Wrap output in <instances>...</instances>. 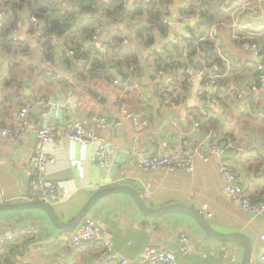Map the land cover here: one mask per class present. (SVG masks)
I'll return each instance as SVG.
<instances>
[{
  "label": "crops",
  "instance_id": "0c3cea01",
  "mask_svg": "<svg viewBox=\"0 0 264 264\" xmlns=\"http://www.w3.org/2000/svg\"><path fill=\"white\" fill-rule=\"evenodd\" d=\"M242 1L232 0L233 7ZM175 4L176 0H173L170 19L174 21L173 24H179L176 22L177 14L173 13ZM136 6L137 0H127L128 12ZM228 11L225 9L226 15ZM260 12L252 15L245 12L239 16L238 25H261L264 17H260ZM22 18L20 34L30 50L23 52L15 46L21 52L18 58L21 63L12 65L11 54L0 49V124L13 125L18 122L22 104L41 98H47L52 103L34 106L27 115L28 129L23 139L12 141L0 138V203L30 200L33 190L25 164L41 144L38 137L40 128L64 123L70 116L86 118L92 113L103 114L119 120L117 127L104 131L108 143L117 147L116 154L107 165L96 163L94 144L65 140L48 145V149L56 155V163L47 169L48 178L61 186L62 191L47 202L61 220H73L99 189L110 185H129L140 189L152 207L185 203L197 209L216 230L223 233L241 232L249 236L253 248L250 264H264V240L260 237L264 233V215L254 216L229 198L219 175L217 156L209 161L198 158L192 173L180 169L146 172L140 165L142 154L159 153L163 149L183 145L191 152L206 151L211 141L215 140L222 147L229 145L224 158L234 165L250 199L264 200V100L256 102L252 97L248 99L251 109L247 113L233 110L230 101L211 105L222 123L227 125L221 124L219 120H204L202 127L194 131L187 119V112L200 111L204 105L197 95L199 83L188 90L181 89L180 82L184 79L180 78L172 91L177 101V105H174L177 108L173 109L174 106L164 103L160 84L153 79L148 69V65L162 58L183 65L186 49L172 46L171 41L175 37L161 48L153 50L154 42L147 44L145 39L130 40L127 32L129 28L138 29L136 20L122 21L119 31L129 39L131 45L138 44L136 53H140L137 58L141 68L134 72L135 67H129L126 72L130 76L127 77L115 71L113 81H106L88 74L80 77V62L74 60L70 65L66 64L62 56L64 49L59 41L55 49V62L48 66V59L40 54L38 43L30 36L32 22L25 12ZM171 26H166V32L158 33L157 38L166 37ZM196 26L193 23L186 30ZM103 33L108 32L104 29ZM224 41L232 51L236 65L258 61L249 51L237 49L229 36L224 37ZM58 46L61 48L59 53ZM261 46L264 50V35ZM204 50L209 52L210 48L205 47ZM188 51L190 57L197 56L194 47H189ZM46 70L51 75L57 72L59 76H44ZM64 76H69L73 82H64ZM12 78L16 81H9ZM115 79H118L117 83ZM90 88L98 91L102 98L98 100L93 97L89 93ZM122 101L150 120L138 147L134 145V130L119 109ZM240 106H243L242 102ZM6 162L11 163L15 174L11 173ZM205 212L212 216H206ZM88 217L94 218L101 230L112 238L115 251L130 259L132 262L129 264H150L139 261L147 246H164L178 251L183 244H186L190 253H179V264L242 263L244 246L241 243L208 237L200 225L185 213L148 216L140 211L126 193L103 197L83 220ZM76 228L71 231L60 230L41 208L0 211V237L27 231L0 244V264H104L100 258L104 251L100 242L74 245L64 240L56 243L61 234L73 232ZM182 236L187 237V242H182ZM109 264L120 263L111 261Z\"/></svg>",
  "mask_w": 264,
  "mask_h": 264
},
{
  "label": "built area",
  "instance_id": "2783aa9c",
  "mask_svg": "<svg viewBox=\"0 0 264 264\" xmlns=\"http://www.w3.org/2000/svg\"><path fill=\"white\" fill-rule=\"evenodd\" d=\"M54 1V0H51ZM223 2L224 9L229 10L226 18L219 17L218 20L206 24L198 30L189 28L183 30L171 41L172 46H183L184 63L179 71H169L166 68H159L154 63L148 65V69L155 81L159 82L160 94L166 105H177L174 98L173 90L179 84V79L183 78L189 87L199 83L197 92L198 98L204 101V105L199 110L187 112V119L191 123L194 131L202 127L204 120H219L223 125L219 115L211 108V105L219 104L222 101H230L231 108L242 113L250 112L251 106L248 99L251 97L256 101L264 100V50L261 46V38L264 35V22L261 25L254 26L252 23L238 25L239 16L245 12L254 14L260 12V17H264L263 4L264 0H243L240 5L233 7L232 0H219ZM197 0H182L181 6L176 15V22L180 25L195 21V24L203 21L202 9L198 7ZM196 8L192 10V5ZM33 24V30L30 36L38 43V51L45 57L43 46L41 45V29L43 23L40 19L25 12ZM24 15V13H23ZM6 16L5 12L0 9V19ZM171 15L166 16L163 22L169 28L174 21ZM23 18L17 20L10 28L7 38L14 43L25 42L21 38V27ZM196 30V31H195ZM104 28L98 26L93 36V41L99 44V50L103 54L110 52V43L112 41L108 33H103ZM229 36L233 45L239 50H245L252 53L258 61L256 63H247L245 65H236L234 56L224 37ZM57 41L62 43L64 51L68 55H74L75 50L72 47L64 45V39L58 38ZM205 42L211 43L209 52L204 50ZM191 43L197 45L196 55L190 57L188 48ZM123 45H130L127 37L124 38ZM201 44V45H200ZM62 49V50H63ZM138 56L140 53L137 52ZM81 70L86 71L89 68L90 60L81 58L79 60ZM48 66L51 60H46ZM134 69V64L130 66ZM57 77L59 74L53 72ZM68 82H73L69 76H64ZM116 83L118 79L114 80ZM242 102L243 106H240ZM52 102L47 98L37 99L34 102L22 104L18 113V122L13 125L0 124V138L12 141L23 139L28 129L27 115L32 111L34 106H48ZM78 104V102H75ZM120 111L131 124L134 130V145L138 147L142 134L150 125V120L140 112L133 110L124 101L119 103ZM119 125V120L115 117H109L103 114L92 113L88 117L80 118L70 116L64 123L51 124L38 130V137L41 141L40 146L35 150L33 156L25 164V170L30 179L32 194L29 197L31 201H49L57 197L62 191V187L52 182L48 178L47 169L50 165L56 163L54 151L48 149L50 144H59L65 140H72L79 143H91L96 146L94 159L99 165H107L110 159L116 154L117 147L108 143L104 136V131L108 128H114ZM211 137V134L208 135ZM156 142V140H153ZM229 145L224 147L218 141H211L206 151L196 150L191 152L185 145L173 149H163L159 153H148L141 155V167L144 171L166 169L169 171L183 170L192 173L196 167L198 158L209 161L217 156L219 175L224 182V188L229 198L239 204L242 209L252 213L254 216L264 215V200L253 201L240 182L234 165L224 158L225 150ZM60 197V196H59ZM206 216H212L211 213L205 212ZM27 231L9 234L0 237V244L5 241L14 239L16 236L26 234ZM18 234V235H16ZM264 240V233L261 234ZM68 240L74 245H81L85 242H100L104 251L101 253V260L104 264L111 261H118L120 264H129L132 262L119 252L115 251L112 238L105 234L97 221L88 217L83 220L73 232L61 234L56 243ZM187 237L182 236V242H187ZM179 253L188 255L190 253L186 244H183L178 251L165 248L164 246H147L139 257V261L150 264H179ZM109 259H112L109 262ZM264 262V253L262 254Z\"/></svg>",
  "mask_w": 264,
  "mask_h": 264
},
{
  "label": "trees",
  "instance_id": "16d2710c",
  "mask_svg": "<svg viewBox=\"0 0 264 264\" xmlns=\"http://www.w3.org/2000/svg\"><path fill=\"white\" fill-rule=\"evenodd\" d=\"M173 0H137V6L128 12L126 9L127 0H0V9L6 16L0 20V49L11 54L12 65H19L21 53L15 46L23 52L30 50L27 42H11L7 35L14 23L23 17L24 12L33 14L43 23L41 29V45L43 46L45 57L55 62V49L58 45V38L64 39V45L72 47L75 54H62L64 62L70 65L74 60L76 63L81 58L90 60L89 68L84 72L81 70L79 76L85 74L99 80L113 81L115 71L123 77L130 76L126 69L134 64L137 72L140 70V62L137 58V46L122 45L124 36L119 31V24L124 20H136L138 29L135 31L129 28L127 32L130 40H146L147 44L155 42L158 33L166 32V24L163 19L171 14V4ZM197 5L202 9L203 21L192 30L212 23L219 17L226 18L227 13L223 2L219 0H197ZM196 4L192 5V10ZM229 17V16H228ZM112 24V26H110ZM98 26H102L109 33L112 41L110 52L103 54L100 52L93 36ZM33 30V29H32ZM195 30V31H196ZM191 43L190 47L197 49V45ZM201 45V44H200ZM206 48L211 47V43L205 42ZM16 49V50H15ZM155 65L159 68H166L169 71H179L181 64L162 58L155 60ZM44 71V76L54 78L56 75ZM60 78V77H59ZM64 79V80H63ZM64 82L68 81L62 78ZM9 81H16L15 78ZM181 89L189 88L185 80L180 82ZM207 121H215L213 119Z\"/></svg>",
  "mask_w": 264,
  "mask_h": 264
},
{
  "label": "water",
  "instance_id": "95a60500",
  "mask_svg": "<svg viewBox=\"0 0 264 264\" xmlns=\"http://www.w3.org/2000/svg\"><path fill=\"white\" fill-rule=\"evenodd\" d=\"M58 53L61 51V48L58 46L57 48ZM89 93L96 99L102 98L101 94L94 90L89 89ZM6 165L9 167L11 173L15 174L12 169V165L9 162H6ZM18 177V176H17ZM116 193H126L130 195L136 205L139 207L142 213L148 216H160L166 215L169 213H185L192 217L203 229L205 235L210 238L219 240V241H236L241 243L244 246V254L241 264H250L252 255H253V248H252V241L249 236L241 233H223L216 230L207 220L206 218L194 207L187 205L185 203H170L166 204L161 207H152L150 206L145 197L143 192L136 188L129 185H110L103 187L96 191L86 203V205L78 212L75 218L71 221H63L61 220L58 215L55 213L54 209L47 201H31V200H24L19 203H0V211L3 210H17L23 208H41L43 209L48 216L50 217L53 224L63 231H71L74 230L77 225L83 220V218L90 212L91 208L105 196L116 194Z\"/></svg>",
  "mask_w": 264,
  "mask_h": 264
},
{
  "label": "rangeland",
  "instance_id": "374dc122",
  "mask_svg": "<svg viewBox=\"0 0 264 264\" xmlns=\"http://www.w3.org/2000/svg\"><path fill=\"white\" fill-rule=\"evenodd\" d=\"M181 4V0H176V4H175V8L173 9V13L177 14L178 11V7ZM195 23V21H190L188 23H185L183 25L180 24H173L171 26V31L169 32V34L166 37H160L157 38L155 40V42L153 43V50H157L159 48H161L163 45L169 43L177 34V32H179L181 29L186 30L188 28L189 25ZM177 106H174L173 109H176Z\"/></svg>",
  "mask_w": 264,
  "mask_h": 264
}]
</instances>
